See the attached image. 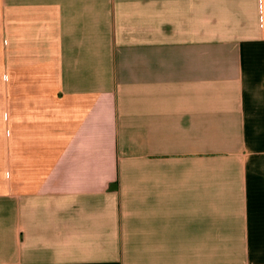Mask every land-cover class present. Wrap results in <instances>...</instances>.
<instances>
[{
  "label": "crops",
  "instance_id": "crops-1",
  "mask_svg": "<svg viewBox=\"0 0 264 264\" xmlns=\"http://www.w3.org/2000/svg\"><path fill=\"white\" fill-rule=\"evenodd\" d=\"M244 255L264 262V0H0V264Z\"/></svg>",
  "mask_w": 264,
  "mask_h": 264
},
{
  "label": "rangeland",
  "instance_id": "rangeland-1",
  "mask_svg": "<svg viewBox=\"0 0 264 264\" xmlns=\"http://www.w3.org/2000/svg\"><path fill=\"white\" fill-rule=\"evenodd\" d=\"M238 263H241V264H264V262L253 261L252 258H251V260H248V257H245V255H244V258H239V259L236 258V262L232 261L231 259L227 260V264H238Z\"/></svg>",
  "mask_w": 264,
  "mask_h": 264
}]
</instances>
